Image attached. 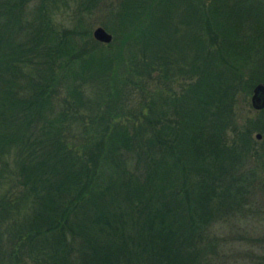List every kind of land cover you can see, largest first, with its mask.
<instances>
[{"label": "trees", "instance_id": "trees-1", "mask_svg": "<svg viewBox=\"0 0 264 264\" xmlns=\"http://www.w3.org/2000/svg\"><path fill=\"white\" fill-rule=\"evenodd\" d=\"M49 1L0 0V264H211L246 200L237 168L264 164V109L243 132L235 115L264 85V0H108L107 45L83 28L100 0L61 28ZM204 32L242 40L234 61Z\"/></svg>", "mask_w": 264, "mask_h": 264}, {"label": "rangeland", "instance_id": "rangeland-1", "mask_svg": "<svg viewBox=\"0 0 264 264\" xmlns=\"http://www.w3.org/2000/svg\"><path fill=\"white\" fill-rule=\"evenodd\" d=\"M114 1V4L117 0H109ZM234 1V0H232ZM231 1V2H232ZM64 2H68V7H64ZM108 2V0H100L99 1V8L95 9L92 12V17L89 21V25H84L83 28L86 30H91V33H93V30L97 27H102L108 32L110 35H113V33L109 32L105 25L107 26V23L110 24V17L111 15L107 16L105 15V5ZM230 2V3H231ZM50 5L52 3H55L54 6H56L57 17L53 21L54 24L61 27H70V25L73 23V17L76 15L77 7L72 2V0H50L48 2ZM203 4L210 5L212 3V0H202ZM237 3L243 4L245 7L248 5V0H242ZM251 4V3H250ZM117 5H113L111 8L114 10V15L118 11L119 7L116 8ZM209 8V6H207ZM108 7H106V10ZM90 8L87 10H83V14L86 16L88 15ZM94 13V15H93ZM250 23V22H248ZM110 29H113L114 31H118V39H121L120 30L118 23L115 22V25L113 23L110 24ZM129 26V25H128ZM133 26V25H132ZM205 33V39L210 42V45L214 48H217L221 50V55L223 54L227 61L231 63V61L228 57L231 55H234V52L238 51L240 53L241 50V41L236 40L235 38L231 42L224 43L222 37H217L216 40L210 41L208 33ZM179 36H182V33L178 34ZM188 35V33H187ZM186 35V36H187ZM112 36V37H113ZM115 37V36H114ZM139 37L136 35L133 38V41L130 43L129 46H131V52L134 54H140L139 51ZM91 39L94 40L93 36L91 35ZM164 41H171L173 39L169 38H163ZM181 39H178V41ZM187 40V48H188V38ZM95 41V40H94ZM97 42V41H96ZM130 41L127 42V44ZM99 43V42H97ZM101 44V43H99ZM107 45V44H102ZM254 45V44H253ZM252 44L249 46V48L252 50L251 53H248L247 55H252L254 53V50L256 49ZM104 47H100L99 50L103 51ZM149 48H154L153 45H149ZM223 48V50H222ZM260 48V47H258ZM247 50V49H246ZM155 51V50H153ZM229 51V53H228ZM188 53V49H187ZM129 61V60H128ZM251 63L248 62L244 66L243 71V80L248 81L251 77L255 76L256 73L254 72V69H250ZM114 68V67H111ZM106 70L100 68V74L99 76H96L95 72L92 71H86L83 72L82 75H85L87 78L86 81L83 83V85L87 86L89 92H91V89L94 90L98 87V84L101 82V78H104ZM83 79L78 81H82ZM262 84V83H258ZM257 84V85H258ZM256 86V85H255ZM254 89V88H253ZM253 89L250 91V89L245 90V93L239 94L237 96L236 101V117L238 121V125L241 126V131L243 130V127L249 126L247 122L255 121V118L258 116L257 112L255 111L251 106V96ZM246 129V128H245ZM260 135L262 138V133L255 129L252 125H250V131H249V140L251 141V149L253 150L252 153L256 150L258 151L260 149V140L256 139V135ZM238 147V146H237ZM251 153V154H252ZM242 151H239V157H242ZM239 159V158H238ZM238 173L246 172L247 176L249 177V180L247 182L248 192L247 196L245 197V201L243 204V207L241 210L237 213L234 220H231L230 222H224L225 224L221 223L218 231L216 232L220 239V247L218 248L216 255L213 258V261L211 264H264V164L263 162H258L257 158L253 156V154L250 156L249 159H246L244 162V166L242 168H237Z\"/></svg>", "mask_w": 264, "mask_h": 264}, {"label": "water", "instance_id": "water-1", "mask_svg": "<svg viewBox=\"0 0 264 264\" xmlns=\"http://www.w3.org/2000/svg\"><path fill=\"white\" fill-rule=\"evenodd\" d=\"M92 36L95 41L101 44H109L112 41V35H110L102 27H97L93 30ZM251 106L255 111H261L264 109V85L258 84L254 87L251 96ZM256 139L260 140L261 136L256 135Z\"/></svg>", "mask_w": 264, "mask_h": 264}]
</instances>
